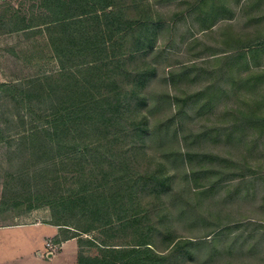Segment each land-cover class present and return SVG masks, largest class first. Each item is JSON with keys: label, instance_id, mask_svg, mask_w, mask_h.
Listing matches in <instances>:
<instances>
[{"label": "rangeland", "instance_id": "1", "mask_svg": "<svg viewBox=\"0 0 264 264\" xmlns=\"http://www.w3.org/2000/svg\"><path fill=\"white\" fill-rule=\"evenodd\" d=\"M151 1L145 15L162 19L163 25L156 24L153 51L147 55L135 52L130 69L157 67V74L145 91L149 104L142 112H136L149 116L152 136L136 150L130 145L121 147L120 143H126L121 137L112 145H108L111 139L107 134L100 141L107 143V151L119 153L118 157L134 154L137 159L132 170L139 174L158 170L171 176L166 190L148 187L144 197V206L156 204L168 209L160 215L148 212L142 223L121 222L109 211L105 218L99 217L100 223L109 224L88 235L99 242L104 240L103 246L112 247L103 252L107 259L104 257L97 264H118L121 251H129L132 259L149 258L148 264H264V241H259L258 236L264 234V46L248 64L250 52L245 48L264 41V0ZM42 2H0V83L31 86L30 82L39 84L40 80L46 82L51 76L54 79L60 76L61 63L48 38V26L52 24L47 19L52 17ZM191 6L198 8L194 12L197 27L188 19ZM23 19L29 29L16 30ZM207 21L215 24L203 31ZM56 27L53 25L51 32L61 37L64 30ZM55 44L59 46L56 40ZM171 71L174 80L167 86L165 79ZM70 79L71 76L67 78L69 83ZM55 91L51 95L61 93ZM54 100L50 97L35 100L31 107L46 114L53 110V104H58ZM9 109L19 107L11 100ZM138 114L123 118V127L129 129L130 135L134 125L128 118L130 115L136 118ZM36 123L48 125L45 119ZM109 126L106 123L105 130ZM116 129L118 134L124 133L119 125ZM88 132L83 130V144L95 145L93 141L97 138ZM15 144L14 141L0 145V226L46 222L92 224L94 215L80 217L89 212L88 198L70 197L88 188L85 180L92 155L82 150L75 155L58 156L54 161L44 158L38 167H29L27 171L19 169L21 157L9 148ZM124 150L129 152L123 154ZM113 160L111 156L110 162ZM216 183L221 190L201 195L205 187ZM128 206L121 216L144 215L145 208L140 212V207ZM141 224L145 228L139 231L137 227ZM72 225L74 230L78 227ZM229 225L232 229H224ZM218 226L222 228L217 229ZM207 234L211 235L205 237ZM139 235L143 236L142 243L154 240L159 254L166 259L159 262L151 255L148 257L149 252L144 249L149 245L134 249ZM180 242L183 251L187 248L194 252V261L172 253ZM254 244L257 249L253 254L250 248ZM1 247L4 249L2 242ZM99 250L92 245L83 246L89 256ZM249 250L253 257L247 253ZM111 253H115L114 259Z\"/></svg>", "mask_w": 264, "mask_h": 264}, {"label": "trees", "instance_id": "2", "mask_svg": "<svg viewBox=\"0 0 264 264\" xmlns=\"http://www.w3.org/2000/svg\"><path fill=\"white\" fill-rule=\"evenodd\" d=\"M203 1L201 0V2ZM42 3H45L47 13L52 17L47 19L48 23L52 24L48 27L56 25V28L64 30L61 38L55 32H51L49 28L50 35L48 36L57 52L54 51V53L61 63V73L58 79L51 76L46 82L45 80H40L39 84L30 82L31 86L0 83V145L5 142L11 144L15 141L16 144L10 145L9 148L14 149L13 153L16 152L15 154L21 157L19 169L27 171H29V167L37 166L39 161H45L44 158L47 161H54L58 156L75 155L82 150L91 154L93 160L88 163L91 169L88 170L89 174L85 180L88 188L70 197L83 199L84 195L88 198L89 212L81 214L80 217L83 219L85 216L94 215V222L88 226H85L84 222H74L72 224L78 226L75 230L74 228L71 230L72 224L55 222L54 224L63 228L65 237L85 234L83 242L98 247L100 252H108L105 249L112 247L109 246L110 244L103 246L104 240H101V243L88 235L109 224V222L100 223L99 217L105 218L104 216L109 211L114 212L112 214L121 222L136 220L142 223L148 218V212L160 215L161 212L168 209V207L156 204L144 206V197L149 192L148 187L151 190L155 188L166 190L165 188L171 184V176L160 174L161 172L159 173L158 170L142 171L139 174L132 170L137 159L134 154L132 157L128 155L118 157L119 153L107 151V143L104 144L100 141L101 136L107 134L106 136L111 139L108 145H112L114 140H120L119 137H121L123 142L126 140L125 144L120 143L121 147L130 145L136 150V147L146 145V142L151 138L149 116L136 112H142L141 109L149 104L150 98L145 94V91L151 80L155 78L157 67L153 66L139 71H131L130 67H132L131 58L135 52L147 55L153 51L156 43V24L163 25V20H156L152 16L145 15L148 13L146 8L152 3L151 0H43ZM151 6L149 9L152 11ZM104 11L106 12L104 13ZM195 11H198V8ZM214 15L216 14L214 13ZM28 25L23 19L16 30L29 29ZM212 27V23L207 21L202 30H210ZM144 31L149 34L147 35ZM55 40L59 46L55 44ZM258 43L260 44L254 43V45L245 47L250 52L249 56L244 53V57L247 56V64L250 59L251 61L254 59L255 53L259 51L260 47L264 46V41H258ZM70 76L72 81L69 83L67 78ZM174 76L171 71L168 78L165 79L167 86L172 84ZM37 86V91H35ZM126 88H129L130 91H121ZM55 89L61 93L51 95V93H56ZM167 96L170 97L169 94ZM49 97L56 100L54 103H58L53 104L51 112L37 113L33 106L31 107L35 100ZM11 100L18 105V110L9 109ZM132 113L138 114L140 117L134 118L131 116ZM129 114L131 115L128 120L132 121L134 125L133 136L129 134V129L123 127V118ZM38 119H45L48 125H38L36 123ZM106 123L111 127L108 130H105ZM118 125L124 128L123 134L117 133ZM83 130L89 131L88 133L92 137L97 138L93 141L95 145L83 144V142L85 143ZM128 152L129 150L126 152L124 150L123 154ZM120 154H122V150H120ZM106 155L110 157L107 158ZM98 156H103L105 159L99 160ZM111 156L114 160L110 162ZM106 162L109 163L107 167H105ZM65 163L66 161H64V165H66ZM75 164L78 165L79 162ZM19 169L17 167L18 171ZM42 169L40 172H44ZM217 185L218 183L208 188L205 187L201 195L214 194L221 190L216 187ZM200 202L202 203L201 200ZM128 204V207L133 206L132 209L140 207L139 211L145 208L144 215L121 216V213L126 212ZM183 213L181 212L180 216ZM200 217L205 219L203 214ZM138 226L137 230L139 231L145 228L142 224ZM232 227L229 225L224 229L230 230ZM218 228H222V226H218ZM211 234H207L205 237H209ZM258 236L259 241H264V234L259 233ZM139 237L140 239L134 244V246L136 245L134 249H139L144 244L149 245L144 249L149 252L148 257L151 255L159 262L166 259L164 255L159 254L154 240L142 243L143 236L139 235ZM182 244V242L176 244L172 253L183 259L194 261V252L187 248H184L183 251ZM256 249V244L250 248L253 254ZM251 251L247 253L251 255ZM118 254V264H148L147 261L150 260L149 258L137 260V257L132 259L129 251H121ZM144 256H146L145 253Z\"/></svg>", "mask_w": 264, "mask_h": 264}, {"label": "crops", "instance_id": "3", "mask_svg": "<svg viewBox=\"0 0 264 264\" xmlns=\"http://www.w3.org/2000/svg\"><path fill=\"white\" fill-rule=\"evenodd\" d=\"M191 9L188 19L197 27L199 23H196L197 17H194L197 7L195 9L191 6ZM189 26L194 29L190 23ZM64 233L60 225L47 222L0 226V264H97L102 258L107 259L100 251L91 256L84 252L83 246L89 243L83 242V236L65 237ZM50 239L57 245V249L46 255V242ZM114 255L111 253V259H114Z\"/></svg>", "mask_w": 264, "mask_h": 264}, {"label": "built area", "instance_id": "4", "mask_svg": "<svg viewBox=\"0 0 264 264\" xmlns=\"http://www.w3.org/2000/svg\"><path fill=\"white\" fill-rule=\"evenodd\" d=\"M46 247H47V252H46V255L49 254V253H54L56 252V249H57V245L54 244L51 239L48 240L46 242Z\"/></svg>", "mask_w": 264, "mask_h": 264}]
</instances>
